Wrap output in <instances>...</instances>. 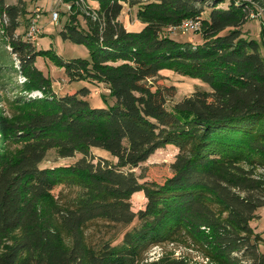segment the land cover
I'll use <instances>...</instances> for the list:
<instances>
[{"label": "trees", "instance_id": "obj_1", "mask_svg": "<svg viewBox=\"0 0 264 264\" xmlns=\"http://www.w3.org/2000/svg\"><path fill=\"white\" fill-rule=\"evenodd\" d=\"M223 2L79 0L61 34L90 58L67 62L18 33L26 0H0V264H264V237L250 224L264 207V25L261 41L246 36L249 3ZM123 3L140 4L141 30L119 20ZM189 18L201 21L200 43L167 33ZM39 56L71 80L105 83L113 103L92 106L88 87L58 95ZM164 70L209 89L169 109L177 87L157 82ZM35 90L43 96H28ZM167 145L179 152L162 180L124 170ZM93 148L117 162H94ZM52 149L83 156L40 167ZM140 191L147 204L135 212Z\"/></svg>", "mask_w": 264, "mask_h": 264}, {"label": "rangeland", "instance_id": "obj_2", "mask_svg": "<svg viewBox=\"0 0 264 264\" xmlns=\"http://www.w3.org/2000/svg\"><path fill=\"white\" fill-rule=\"evenodd\" d=\"M77 1L67 2L65 0H26L27 14L21 17V25L18 28V33L24 34L27 30V25L30 22L33 14L36 11H40L39 26L41 27V34L39 35L35 45L37 49L48 50L50 49L54 54L59 56L64 61H71L76 58H90V49L84 44L75 43L69 39H66L61 34V30L64 28L66 22H68L70 14H75L77 10L83 11L82 7H79ZM236 2L249 3L250 16L247 23L243 26V32L250 38L261 41V29L264 25V9L259 3L254 0H235ZM8 4H16L18 0H6ZM212 2V0H208ZM230 0H225L220 6L228 7ZM124 8L119 17V20L129 30H141L143 23L138 17V10L140 4L130 5L129 3H123ZM86 6L98 7L96 2L89 1ZM54 12H58V17L53 18ZM211 12V7L206 5L202 18H207ZM79 23L81 27H86V20L83 15L79 16ZM167 33L172 37L182 40L191 41L195 44L203 41L200 30H184L179 27H174L167 30ZM261 52L264 56V44L262 43ZM36 66L41 69L44 74L52 79L53 90L58 95H64L73 89L79 90L83 87L90 88L91 92L87 95L90 103L94 107L107 106L108 103H113V99L109 97V89L105 83H92L88 80H71L68 76L65 68L56 65L54 59L51 56H39L36 61ZM163 76L157 77V82L160 84H174L177 87L176 95L168 101V108L172 109L173 106L182 101L185 97L192 95L196 90L209 89V87L200 79L191 78L188 76L180 75L171 70H164ZM40 97H42L40 95ZM92 152L95 156L94 162H97L100 158H107L113 163L117 162V158L112 156L108 151L93 148ZM179 149L174 145H167L166 147L158 149L150 158L140 164L136 168H125L124 170L133 171L137 176H143L140 181L146 180H162L164 177L171 173V163L176 159ZM82 154L77 153L73 157H60L56 150L52 149L48 151L45 160L40 164V167H54L60 165L74 164L80 158ZM63 187L55 189V193L59 194ZM132 209L137 212L140 209H144L147 204V198L144 192H136L132 196ZM137 222V221H136ZM135 222V223H136ZM134 223V224H135ZM255 233L264 237V207L259 208L256 211V217L250 222ZM133 226V225H132ZM129 226L128 228H130ZM169 250H175V255L179 256L184 250L177 249L173 246L168 247ZM264 250L263 247H261ZM163 252L162 247H153L149 252L150 259H157ZM195 256V255H194ZM196 259H200L196 256ZM202 260V259H200Z\"/></svg>", "mask_w": 264, "mask_h": 264}, {"label": "built area", "instance_id": "obj_3", "mask_svg": "<svg viewBox=\"0 0 264 264\" xmlns=\"http://www.w3.org/2000/svg\"><path fill=\"white\" fill-rule=\"evenodd\" d=\"M56 15H58V12H54L53 18L56 19ZM40 21V11H36L35 14H33L26 33L24 35L25 40L36 43L39 35L41 34V27L39 26ZM181 29H184L188 31L189 29L192 31H198L201 30V21L194 18L186 19L180 26H178ZM10 48V47H9ZM20 81H25V78L23 76L20 77ZM30 97H40V90H35L32 92L27 93Z\"/></svg>", "mask_w": 264, "mask_h": 264}, {"label": "bare ground", "instance_id": "obj_4", "mask_svg": "<svg viewBox=\"0 0 264 264\" xmlns=\"http://www.w3.org/2000/svg\"><path fill=\"white\" fill-rule=\"evenodd\" d=\"M58 17V15H56V18ZM40 95L43 96V94L40 92Z\"/></svg>", "mask_w": 264, "mask_h": 264}]
</instances>
